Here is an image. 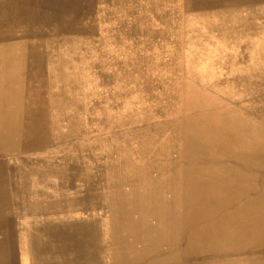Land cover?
<instances>
[{
	"label": "rangeland",
	"instance_id": "obj_1",
	"mask_svg": "<svg viewBox=\"0 0 264 264\" xmlns=\"http://www.w3.org/2000/svg\"><path fill=\"white\" fill-rule=\"evenodd\" d=\"M0 102L2 171L65 189L67 264H264V0H0Z\"/></svg>",
	"mask_w": 264,
	"mask_h": 264
},
{
	"label": "crops",
	"instance_id": "obj_2",
	"mask_svg": "<svg viewBox=\"0 0 264 264\" xmlns=\"http://www.w3.org/2000/svg\"><path fill=\"white\" fill-rule=\"evenodd\" d=\"M1 164L0 264H4L7 252H12L10 257L18 258V264H67L65 189L57 186L60 180L49 174L31 178L25 175L19 185L18 176H11L15 171L5 175ZM80 233L78 230L73 233L77 236L72 239L74 242L80 241ZM26 234L37 236L31 248L24 241ZM8 241L11 243L7 246ZM13 242L17 244L12 245ZM74 246L69 251V263L81 264L84 251L76 243ZM252 258L253 255L249 257Z\"/></svg>",
	"mask_w": 264,
	"mask_h": 264
},
{
	"label": "bare ground",
	"instance_id": "obj_3",
	"mask_svg": "<svg viewBox=\"0 0 264 264\" xmlns=\"http://www.w3.org/2000/svg\"><path fill=\"white\" fill-rule=\"evenodd\" d=\"M28 10V9H27ZM32 13V12H31ZM40 27V26H39ZM45 29V28H44ZM207 34H209V33H207ZM209 37H211V35H209ZM224 40V39H223ZM5 51V50H4ZM48 55V54H47ZM58 70V69H57ZM62 72V71H61ZM58 73V72H57ZM60 74V73H59ZM54 75H55V73H54ZM53 78V77H52ZM54 79H56V78H54ZM53 81V80H52ZM56 81V80H55ZM63 82V81H62ZM53 87V86H52ZM67 91V90H66ZM58 92V91H57ZM50 97V96H49ZM71 99V98H70ZM73 99V98H72ZM74 101V100H73ZM74 103V102H73ZM0 106L2 107L3 106V102H0ZM72 106V105H71ZM68 108V107H67ZM73 108V107H72ZM65 111V110H64ZM53 113V112H52ZM54 115V114H53ZM0 116H2V121H0V143H3V144H6L7 142L6 141H8V140H10L12 137H13V135H15L14 133H15V130H16V128L14 127V126H12L11 125V121H10V117H11V115H10V113H6L5 111H2V110H0ZM17 117V116H16ZM53 117H55V116H53ZM15 118V117H14ZM90 119V118H89ZM52 122V121H51ZM50 125V124H49ZM69 125V124H68ZM52 126V125H51ZM244 126H245V123L244 122H241L240 123V125H239V128H237V129H242L243 130V128H244ZM53 128H54V126H52ZM73 127V126H72ZM56 128V127H55ZM24 129V128H23ZM35 126L34 125H32V124H30V125H28L27 126V128H26V132L28 133V134H30V135H33V133L35 132ZM52 129V128H51ZM81 129H83V128H81ZM49 132V131H48ZM50 133V132H49ZM58 133V132H57ZM46 136V135H45ZM40 137H42V135L40 136ZM55 137V136H54ZM29 138V137H28ZM44 138V137H43ZM15 139V138H14ZM22 139H23V137H22ZM26 140V139H25ZM24 140V141H25ZM26 142V141H25ZM22 143V142H21ZM4 147V146H3ZM28 147H26L25 149H27ZM21 149V148H20ZM22 150H23V148H22ZM3 151V150H2ZM4 152H6V151H4ZM141 154V153H140ZM144 154V153H143ZM121 167V166H120ZM62 169V168H61ZM148 169H149V167H148ZM52 170V169H51ZM70 171V170H69ZM58 172V171H57ZM72 172V171H71ZM70 173V172H69ZM35 175V174H34ZM31 176V175H30ZM29 176V177H30ZM191 176V175H190ZM199 176H201V174H199ZM37 177V176H36ZM199 182H200V180H198ZM36 182H37V180H36ZM74 182V181H73ZM202 182H204V181H202ZM156 184H160V182L159 183H157V182H155ZM130 184V183H129ZM201 184V183H200ZM126 185V184H125ZM204 185V184H203ZM205 187V186H204ZM43 188V187H42ZM41 188V189H42ZM126 188V187H125ZM38 189V188H37ZM61 189V188H60ZM205 189V188H204ZM264 189V188H263ZM35 190V189H34ZM161 190V189H160ZM202 189H200V191H201ZM263 191V190H262ZM151 192V191H150ZM197 192V191H196ZM157 193V192H156ZM199 193V192H198ZM197 193V194H198ZM135 194V191H133V192H131V193H127V195H132L133 197H136L137 195H134ZM157 196V195H156ZM199 196V195H198ZM146 197V196H145ZM200 197H201V195H200ZM139 198H141V197H139ZM154 198V197H153ZM126 199V198H125ZM131 199V198H130ZM202 199V198H201ZM203 200V199H202ZM146 201V200H145ZM125 202H127V201H125ZM172 202H173V198L172 197H170V200H169V202L167 203V204H164V205H162V204H160L158 201H150V203H151V205H150V210L153 212V211H155L156 212V210H159L160 208H163L164 206V208H170L171 207V204H172ZM214 202L216 203V201L214 200ZM129 202H127V204H128ZM129 205V204H128ZM134 206V205H133ZM127 207H129V206H127ZM135 207V206H134ZM130 208V207H129ZM41 209V208H40ZM118 209V208H117ZM116 210V209H115ZM43 211V210H42ZM46 211V210H45ZM45 211H43V212H45ZM126 211H128V210H126ZM41 212V211H40ZM95 212V211H94ZM129 212V211H128ZM92 213V212H91ZM90 213V214H91ZM124 213V212H123ZM93 214V213H92ZM33 215V214H32ZM121 215V214H120ZM158 215V214H157ZM37 216V215H36ZM93 216V215H92ZM126 216V215H125ZM95 217V216H94ZM130 217V216H129ZM160 217V216H159ZM95 218H97V217H95ZM25 219H27L26 217H25ZM39 219V218H38ZM103 219V218H102ZM127 219V218H126ZM138 219V218H137ZM137 219H135L134 220V222H137ZM30 220V219H29ZM130 221V220H129ZM104 222V221H103ZM123 222H125V220L123 219ZM122 222V223H123ZM176 222V221H175ZM174 222V223H175ZM32 223V222H31ZM105 223V222H104ZM126 223V222H125ZM163 224V223H162ZM32 225V224H31ZM39 225V224H38ZM33 226H34V224H33ZM123 226V225H122ZM128 226H129V224H128ZM141 227L143 228V231H147L145 234H144V236H146L145 238H146V242H150V243H153L154 241H160V235H162V234H159V229H158V226L156 225V224H154V225H152V226H148L147 225V223H145V224H141ZM162 228H163V226H162ZM161 228V229H162ZM164 228H165V226H164ZM172 228H174V227H172ZM121 229H122V227H121ZM127 229V228H126ZM170 229V228H169ZM33 230H35V229H33ZM135 230V229H134ZM209 230V229H208ZM36 231V230H35ZM31 232V231H30ZM132 232V231H131ZM170 232H172V231H170ZM182 232V231H181ZM105 234V233H104ZM170 234V233H169ZM104 236V235H103ZM33 237H35V234H34V236ZM37 237V236H36ZM35 237V238H36ZM167 237V236H166ZM105 238V237H104ZM169 238H171V237H169ZM33 239V238H32ZM170 241V240H169ZM198 241H200V240H198ZM198 244V243H197ZM151 248H154V247H151ZM171 249V248H170ZM147 255V254H146Z\"/></svg>",
	"mask_w": 264,
	"mask_h": 264
}]
</instances>
